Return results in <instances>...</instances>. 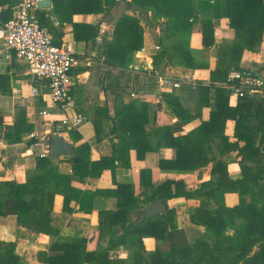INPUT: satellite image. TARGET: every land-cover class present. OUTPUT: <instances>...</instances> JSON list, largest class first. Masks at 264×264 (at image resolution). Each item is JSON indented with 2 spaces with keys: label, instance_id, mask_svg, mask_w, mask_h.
Segmentation results:
<instances>
[{
  "label": "trees",
  "instance_id": "1",
  "mask_svg": "<svg viewBox=\"0 0 264 264\" xmlns=\"http://www.w3.org/2000/svg\"><path fill=\"white\" fill-rule=\"evenodd\" d=\"M79 6L64 18V4L69 0H53L52 14L45 10L38 15L43 27L51 34L56 31L53 16L59 25L72 22L74 15L109 14L117 0H73ZM145 14L152 16L151 27L158 32L160 51L154 56V71L165 76L168 66L192 70L209 69L210 64L196 58L190 41L195 23L203 25V45H215V20L221 19L222 0H131ZM3 24L13 18L12 0H0ZM67 7V5H66ZM229 25L236 33L231 44H221L217 63L210 73V84L201 85L196 93L197 110L192 114L181 103L179 96L163 92V105L177 118L171 125L147 130L151 122L150 106L145 102L116 103V113L109 107L98 108L94 120L97 141L113 140L112 157L93 161L91 147L81 143L75 130L68 132L76 145L75 156L68 161L70 169H61L62 161H53L51 153L36 158V169L24 182L0 181V216L14 215L18 227L35 235L53 239L47 251L38 252L41 264H264V95L248 96L231 107V90L224 88L231 71H241L245 51L259 53L264 44V0H228ZM210 11L212 18H202ZM192 21V22H191ZM73 30H92L93 40L99 28L74 23ZM55 42V39H54ZM56 44V42H55ZM57 45V44H56ZM58 46V45H57ZM144 47V28L137 16L125 15L116 24L112 41L105 43L104 56L110 67L127 70L133 67L136 54ZM203 84V82H200ZM215 103L211 104V94ZM11 76L0 75V95L11 96ZM213 110L208 121L193 132L178 135L184 128L201 119L203 109ZM228 121L235 123L233 136L226 135ZM34 126L28 122L26 107L16 106L12 123L8 124L0 112V133L8 145L24 142ZM38 143L32 139L31 144ZM165 149L177 151L175 160H161L162 170L198 171L212 168V179L200 188L192 189L181 180H167L157 187L152 182L150 170L141 171V190L144 198L132 184H115V189L83 191L74 183L86 178H99L104 171L118 165L131 168L130 153L136 151L142 160L147 153ZM237 153L241 178L234 180L228 172L227 155ZM227 194H236L238 203L230 207ZM62 196L63 213L74 212L73 203L85 214L93 213L96 197L117 199L115 211L97 213L99 227L79 236H65L62 228L53 223L55 200ZM176 198L196 200L199 206L188 212L190 222L204 228V234L193 243L179 227L176 211L168 202ZM161 201L165 215L140 217L145 209ZM155 239L163 245L147 250L145 239ZM17 242L0 240V264H22L16 253ZM127 253L125 257L119 252Z\"/></svg>",
  "mask_w": 264,
  "mask_h": 264
},
{
  "label": "crops",
  "instance_id": "2",
  "mask_svg": "<svg viewBox=\"0 0 264 264\" xmlns=\"http://www.w3.org/2000/svg\"><path fill=\"white\" fill-rule=\"evenodd\" d=\"M22 1L12 0L13 16L17 6ZM69 1L68 4H64L67 11L64 12V18L67 19L70 12L76 10L79 6L73 0ZM102 3L104 6V0ZM41 10L52 14L53 0H51L50 8ZM125 15L137 16L144 28V47L142 51L136 54L133 66L154 68L153 59L157 54L155 48L158 45V32L151 27L152 16L137 9L131 0H117V4L109 14L81 13L80 15H74L72 22L64 23V25H59L57 17L53 16L57 29L52 35L56 44L60 47L71 46L78 59V63L71 73L75 109L67 115L71 117L83 115L88 118L89 121L77 132L82 137L81 143L90 145L93 161L112 157L114 154V137L97 141L94 120L98 108L109 107L110 113L114 115L118 100H122L125 104L133 101L145 102L150 106L151 115V122L146 126V129L152 130L177 122L175 115L165 105H163V109H160L163 103V92H171L179 96L185 108L192 114H196L198 87L210 84V73L216 67L219 47L221 44H231L236 40V33L229 25L228 0H222L221 19L215 20V45L211 48L203 45V25L200 22L194 24L190 41L193 55L198 59L207 61L210 68L192 70L168 66L165 70V76L180 81L182 86L178 90H165L160 86V77L162 76L154 75L153 72L147 73L143 69L135 71L133 68L127 70L112 68L105 60V43L112 41L117 22ZM202 18L210 19L212 14L210 11H204L200 15V19ZM74 23L80 26L99 28L95 40L89 37L92 30H73ZM3 25L0 20V30ZM2 43L3 40L0 39V45ZM241 68L246 72L264 77V44L259 53L244 52ZM5 74L11 76L12 94L11 96L0 95V112L4 113L8 124H11L15 107H26L28 122L34 126V131L32 134L26 135L24 142L18 145H8L4 140V132L0 133V181L17 180L24 182L27 175L36 169V158L42 153H51L52 140L51 142L48 140L49 136H54L58 130H61L59 129L60 122L65 116L60 112L53 111L54 108L50 102H46L48 100L46 95L49 93L48 84L39 81L34 82L29 67L15 55L10 61L0 59V75ZM200 82H203V84ZM33 88L39 90L40 96H32ZM214 103L215 93L213 92L211 94V104ZM238 103L239 99L231 94L230 106L236 107ZM48 108V111L52 113L51 117L44 119L37 116L41 109ZM212 110L213 107L203 109L201 119L188 124L184 128V132L176 136L195 131L203 121L210 119ZM234 129L235 123L228 121L226 135L232 137ZM60 136L66 142L72 144L74 151L75 147L81 144L75 145L68 132L61 130ZM32 139H37L38 143L31 144ZM176 157V150L165 149L160 152L147 153L144 159L139 160L136 151H131L130 169H124L121 165H118L114 175L112 171L107 170L99 178H86L83 183H74L73 185L83 191L95 192L97 190L115 189V184H132L136 187L137 194L140 196L142 193L140 187L142 170L152 172V182L155 187L167 180H181L189 188L198 189L203 183L212 179V164L198 171H173L160 168L162 159L175 160ZM70 158L72 157H64L59 160L62 161L61 169H70L71 165L68 161ZM240 159L237 153L225 157L229 175L234 180L241 178ZM140 197L144 198L143 194ZM63 201L62 196L56 197L53 223L56 227L62 228V233L65 236H79L81 233L97 230L99 227L97 213L103 210L115 211L117 209V199L99 196L94 200L92 214L88 215L80 211L79 205L76 203L72 204L74 212L65 214L63 213ZM226 203L230 207L235 206L238 203V196L227 194ZM198 206V201L185 198H176L168 202V208L176 211L179 227L186 231L188 240L191 243L204 234L205 231L203 227L193 225L188 216L189 210ZM196 234L197 236H195ZM191 238L193 241H191ZM0 240L17 242L16 253L22 264H41L37 258L38 252L47 251L53 242V239L49 236L35 235L18 227L14 215L0 216ZM157 245H163V243L151 238L145 239L147 250H153ZM119 254L123 257L127 255L124 251H120Z\"/></svg>",
  "mask_w": 264,
  "mask_h": 264
},
{
  "label": "built area",
  "instance_id": "3",
  "mask_svg": "<svg viewBox=\"0 0 264 264\" xmlns=\"http://www.w3.org/2000/svg\"><path fill=\"white\" fill-rule=\"evenodd\" d=\"M40 2L41 0H23L17 6L13 18L3 25L0 30V39L3 40L0 45V59L10 61L15 55L25 62L34 82L48 84L49 93L46 95L48 98L46 102H50L54 108L53 111L65 116L60 122L59 129L63 132L64 130L77 131L89 121L83 115L76 117L67 115L75 109L71 73L78 59L71 46H57L51 32L43 27L38 15L41 10ZM3 11L0 7V16ZM160 49L159 45L155 48L157 52ZM131 68L135 71L143 69L147 73L154 71V68L146 66L145 68L135 66ZM160 86L165 90H178L182 83L171 77L162 76ZM223 86L231 90V94L239 100L248 96L264 95V77L249 72L231 71ZM32 96H40L37 88L32 89ZM48 110L49 108L41 109L37 116L44 119L51 117L52 113ZM52 138L53 135H50L48 140L51 142ZM48 154L42 153L40 157H46Z\"/></svg>",
  "mask_w": 264,
  "mask_h": 264
},
{
  "label": "water",
  "instance_id": "4",
  "mask_svg": "<svg viewBox=\"0 0 264 264\" xmlns=\"http://www.w3.org/2000/svg\"><path fill=\"white\" fill-rule=\"evenodd\" d=\"M51 7V0H42L40 2L41 9H48ZM75 151L72 144L66 142L63 137L60 136V132H57L52 138L51 145V157L53 161H59L64 157H73ZM158 215H165L164 205L161 201H158L145 209V212L140 217V222L145 218H153Z\"/></svg>",
  "mask_w": 264,
  "mask_h": 264
},
{
  "label": "rangeland",
  "instance_id": "5",
  "mask_svg": "<svg viewBox=\"0 0 264 264\" xmlns=\"http://www.w3.org/2000/svg\"><path fill=\"white\" fill-rule=\"evenodd\" d=\"M195 236H197V234H196ZM191 241H193V239H192V238H191Z\"/></svg>",
  "mask_w": 264,
  "mask_h": 264
}]
</instances>
